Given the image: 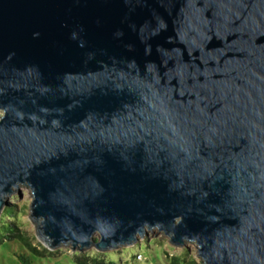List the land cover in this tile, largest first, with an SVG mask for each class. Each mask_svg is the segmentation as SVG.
<instances>
[{
    "label": "water",
    "instance_id": "1",
    "mask_svg": "<svg viewBox=\"0 0 264 264\" xmlns=\"http://www.w3.org/2000/svg\"><path fill=\"white\" fill-rule=\"evenodd\" d=\"M0 110V223L264 264V0H0Z\"/></svg>",
    "mask_w": 264,
    "mask_h": 264
},
{
    "label": "rangeland",
    "instance_id": "2",
    "mask_svg": "<svg viewBox=\"0 0 264 264\" xmlns=\"http://www.w3.org/2000/svg\"><path fill=\"white\" fill-rule=\"evenodd\" d=\"M2 112H0V115ZM10 204L3 212L0 223V264H23L20 256H29L30 264H76L84 256H101L105 261L115 264H168L170 258L178 256L183 264H201L195 244L184 248H174L168 238L157 230L148 232L143 240L130 247L107 253H98L94 249L78 253L70 248L43 251V246L35 236V228L29 220L31 195L26 188H21L7 200ZM10 210L12 212H10ZM21 236L48 256H34L19 242ZM46 249V248H45Z\"/></svg>",
    "mask_w": 264,
    "mask_h": 264
},
{
    "label": "trees",
    "instance_id": "3",
    "mask_svg": "<svg viewBox=\"0 0 264 264\" xmlns=\"http://www.w3.org/2000/svg\"><path fill=\"white\" fill-rule=\"evenodd\" d=\"M10 212L12 211L10 210ZM16 238L30 252V254L34 256H48V255H45L46 252L48 254H51L45 248H43V251L45 253H42L38 249V247H41V245H38V247L33 246L29 241H27L25 238L21 236H16ZM20 260L22 261L23 264H30L29 256L22 255L20 256ZM76 264H115V263L113 261H105L103 258H101V256H94V257L84 256V257H81V259L78 260ZM168 264H183V260L178 256H174L170 258Z\"/></svg>",
    "mask_w": 264,
    "mask_h": 264
},
{
    "label": "clouds",
    "instance_id": "4",
    "mask_svg": "<svg viewBox=\"0 0 264 264\" xmlns=\"http://www.w3.org/2000/svg\"><path fill=\"white\" fill-rule=\"evenodd\" d=\"M97 23H99V21H97ZM83 31H84V29L82 27L79 28L78 31H75V30L72 31L71 34H70V39L77 40V32H79V34H80V33H83ZM38 35H39V33H33L34 37L38 36ZM119 35H121V32L119 30H117L116 32L113 33V38H115L116 36H119ZM77 44L80 47H83L84 44H85V41H84V39H83V37L81 35H80L79 40H77ZM10 55H12V54H10ZM0 112H2V110H0Z\"/></svg>",
    "mask_w": 264,
    "mask_h": 264
}]
</instances>
